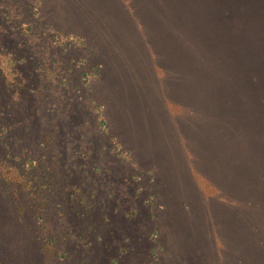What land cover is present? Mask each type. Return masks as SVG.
<instances>
[{
	"label": "rangeland",
	"instance_id": "rangeland-1",
	"mask_svg": "<svg viewBox=\"0 0 264 264\" xmlns=\"http://www.w3.org/2000/svg\"><path fill=\"white\" fill-rule=\"evenodd\" d=\"M260 72L264 0H0V264H264Z\"/></svg>",
	"mask_w": 264,
	"mask_h": 264
},
{
	"label": "trees",
	"instance_id": "trees-1",
	"mask_svg": "<svg viewBox=\"0 0 264 264\" xmlns=\"http://www.w3.org/2000/svg\"><path fill=\"white\" fill-rule=\"evenodd\" d=\"M229 12H231V14L232 15H234V13L232 12V10H229ZM201 21V23H200V25H202L203 24V22H202V20H200ZM223 24V23H222ZM204 27H207V31H208V33H211V34H213L214 32H216L217 31V28H219V27H221L220 25H216L215 23L213 24V25H211V23H206L205 24V26ZM223 29V28H222ZM233 29V28H232ZM231 32L233 33V32H236L234 29H233V31L231 30ZM264 80V75H261V72H260V82L264 85V82H262ZM260 84V83H259ZM153 253H155V252H153Z\"/></svg>",
	"mask_w": 264,
	"mask_h": 264
}]
</instances>
